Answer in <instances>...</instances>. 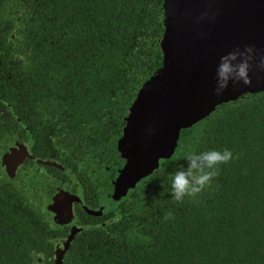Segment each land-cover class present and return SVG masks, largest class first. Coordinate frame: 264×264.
I'll use <instances>...</instances> for the list:
<instances>
[{
    "label": "trees",
    "instance_id": "obj_1",
    "mask_svg": "<svg viewBox=\"0 0 264 264\" xmlns=\"http://www.w3.org/2000/svg\"><path fill=\"white\" fill-rule=\"evenodd\" d=\"M163 23V0H0V93L22 120L49 104L90 118L128 74L144 82L162 67ZM211 149L233 159L196 200L173 201L159 177L139 213L109 237L79 234L63 264H264V93L184 131L176 161ZM13 192L0 183V264H54L62 232Z\"/></svg>",
    "mask_w": 264,
    "mask_h": 264
},
{
    "label": "flooded vegetation",
    "instance_id": "obj_2",
    "mask_svg": "<svg viewBox=\"0 0 264 264\" xmlns=\"http://www.w3.org/2000/svg\"><path fill=\"white\" fill-rule=\"evenodd\" d=\"M141 74L143 78L147 75ZM128 78L130 86L90 118L85 111L79 112L78 119L61 118L58 109L49 104L38 105L41 109L33 111L34 121L22 120L0 93V183L12 189V196L26 209L62 232L55 245L54 264L58 247L75 228L72 242L86 231L111 236L126 216L142 210L143 196L155 179L172 177L182 166L186 169L182 160L176 161L181 135L171 158L160 159L152 175L120 190L135 180L127 173L130 159L125 128L145 82H138L132 74ZM170 164L174 166L168 173Z\"/></svg>",
    "mask_w": 264,
    "mask_h": 264
},
{
    "label": "water",
    "instance_id": "obj_3",
    "mask_svg": "<svg viewBox=\"0 0 264 264\" xmlns=\"http://www.w3.org/2000/svg\"><path fill=\"white\" fill-rule=\"evenodd\" d=\"M163 12V65L145 80L131 108L125 140L127 173L135 180L122 192L152 175L160 159L171 158L184 131L221 106L264 93V71L258 67L251 86L230 82L216 93L223 56L252 46L257 63L264 57V0H163ZM75 233L76 228L58 247L55 264H63Z\"/></svg>",
    "mask_w": 264,
    "mask_h": 264
},
{
    "label": "clouds",
    "instance_id": "obj_4",
    "mask_svg": "<svg viewBox=\"0 0 264 264\" xmlns=\"http://www.w3.org/2000/svg\"><path fill=\"white\" fill-rule=\"evenodd\" d=\"M254 67L264 71V57L257 63V52L252 46L244 50L237 49L221 58L217 69V95L229 87L243 82L252 85ZM233 159L229 149L223 151L211 149L201 153H190L186 156L187 168H178L170 180V193L173 201L183 203L185 199L196 200L204 190L211 186L212 181L219 176V165L228 164ZM172 218V213H166L164 219Z\"/></svg>",
    "mask_w": 264,
    "mask_h": 264
}]
</instances>
